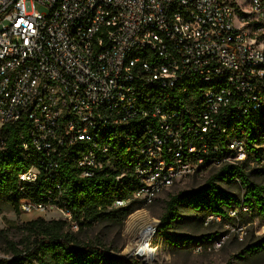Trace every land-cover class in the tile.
<instances>
[{"label":"built area","instance_id":"built-area-1","mask_svg":"<svg viewBox=\"0 0 264 264\" xmlns=\"http://www.w3.org/2000/svg\"><path fill=\"white\" fill-rule=\"evenodd\" d=\"M263 88L264 0H0V127L26 116L22 147L36 156L18 174L23 213L71 220L26 189L72 152L93 176L110 163L107 140L129 131L145 132L132 166L143 204L186 176L241 164L244 140L220 147L218 136L264 108Z\"/></svg>","mask_w":264,"mask_h":264},{"label":"trees","instance_id":"trees-1","mask_svg":"<svg viewBox=\"0 0 264 264\" xmlns=\"http://www.w3.org/2000/svg\"><path fill=\"white\" fill-rule=\"evenodd\" d=\"M262 91L264 93V88ZM28 127L26 116L0 127V198L6 199L16 210L21 198L18 174L36 160L34 154H31L32 160L27 157L28 153L22 147L24 142H29ZM228 128L227 135L218 136L220 147L227 139H243L247 158L259 161L258 146H264V108L248 112L241 119L230 122ZM144 138L145 132L134 130L129 131L126 138L116 136L108 139L110 149L107 157L110 163L91 177L81 176V169L75 162L77 153L62 156L56 177L41 170L35 185L26 189V196L38 203L68 209L80 229L105 221L120 223L143 204L132 199L136 187L132 166ZM245 163L224 164L198 187L169 195L159 218L161 232L157 234L170 247L191 242L199 245L211 240V236L197 239L167 231L172 221L179 218L177 207L183 205L203 217H218L225 221L234 219L230 216L231 212L235 214L244 208L264 218V184L249 179L244 172ZM235 181L240 182L241 196L223 190L218 184ZM116 200L127 202L115 207ZM67 226L64 220L46 221L41 217L24 223L21 230L25 237L22 241L14 243L4 239L6 249L3 252L9 257H0V264H143L136 258L117 255L99 243L80 242L75 234L67 230ZM262 250L264 243L246 248L248 254Z\"/></svg>","mask_w":264,"mask_h":264},{"label":"rangeland","instance_id":"rangeland-1","mask_svg":"<svg viewBox=\"0 0 264 264\" xmlns=\"http://www.w3.org/2000/svg\"><path fill=\"white\" fill-rule=\"evenodd\" d=\"M258 147L260 160L255 161L253 157L248 159L246 156L243 168L249 179L264 184V146ZM219 168L215 166L200 174L186 176L159 194L151 204H142L141 208L134 210L120 223L99 222L85 229H80L72 219H64L54 208H49L44 213H23L14 209L6 199L0 198V257H9L3 252L6 249L5 238L14 243L22 241L25 237L21 230L23 224L41 217L46 221L64 220L68 225L67 230L75 234L80 242L99 243L121 256L134 250L141 229L145 225H152L156 230L152 264H264V250L249 254L246 251L247 247L255 243H264V218L247 209L237 210V213L230 214L234 218L232 221H225L218 217H203L187 205L178 206L176 211L179 218L172 221L167 231L187 234L197 239L211 236L209 242L199 245L191 242L179 247H170L163 237L157 234L161 232L158 226L159 218L164 212L168 196L180 190L198 187ZM218 184L223 190L237 196L242 195L240 182Z\"/></svg>","mask_w":264,"mask_h":264},{"label":"bare ground","instance_id":"bare-ground-1","mask_svg":"<svg viewBox=\"0 0 264 264\" xmlns=\"http://www.w3.org/2000/svg\"><path fill=\"white\" fill-rule=\"evenodd\" d=\"M154 236H155L154 228L149 227V225H145L141 229L138 236V240L136 242V246H135L136 248L134 250L137 251V255L140 257L141 261L145 264H152L154 261V255H153Z\"/></svg>","mask_w":264,"mask_h":264}]
</instances>
